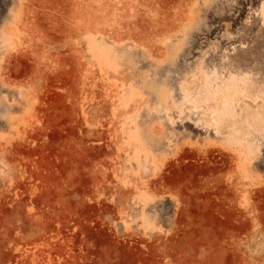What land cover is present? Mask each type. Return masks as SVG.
<instances>
[{
    "label": "rangeland",
    "instance_id": "obj_1",
    "mask_svg": "<svg viewBox=\"0 0 264 264\" xmlns=\"http://www.w3.org/2000/svg\"><path fill=\"white\" fill-rule=\"evenodd\" d=\"M263 8L0 0V264H264Z\"/></svg>",
    "mask_w": 264,
    "mask_h": 264
},
{
    "label": "bare ground",
    "instance_id": "obj_2",
    "mask_svg": "<svg viewBox=\"0 0 264 264\" xmlns=\"http://www.w3.org/2000/svg\"><path fill=\"white\" fill-rule=\"evenodd\" d=\"M264 9V8H263ZM228 103H227V102ZM225 102H224V106L226 107V108H228V109H230V107L232 108V107H234V106H232V104H231V100L230 99H228V100H226ZM233 102V101H232ZM238 102H240V101H238ZM246 102H248V101H246ZM250 102V101H249ZM236 103V102H235ZM234 103V104H235ZM259 106H260V104H258L257 103V105H255V106H252L251 107V109H252V112L251 113H255V115L258 117V119L260 120V121H264V111L263 112H260V110H258V108H259ZM238 107V106H237ZM249 108H250V106H249Z\"/></svg>",
    "mask_w": 264,
    "mask_h": 264
}]
</instances>
